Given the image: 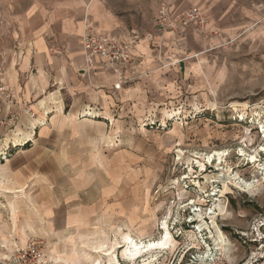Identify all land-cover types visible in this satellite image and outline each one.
<instances>
[{
	"label": "rangeland",
	"instance_id": "rangeland-1",
	"mask_svg": "<svg viewBox=\"0 0 264 264\" xmlns=\"http://www.w3.org/2000/svg\"><path fill=\"white\" fill-rule=\"evenodd\" d=\"M82 2L146 61L100 119L47 136L39 119H63L70 96L46 93V110L1 80L0 264H264V0ZM195 6L203 22L149 50L163 7L173 22ZM166 235L171 247L127 257L125 236Z\"/></svg>",
	"mask_w": 264,
	"mask_h": 264
},
{
	"label": "crops",
	"instance_id": "crops-1",
	"mask_svg": "<svg viewBox=\"0 0 264 264\" xmlns=\"http://www.w3.org/2000/svg\"><path fill=\"white\" fill-rule=\"evenodd\" d=\"M82 1L79 3L75 0H57L53 4V0H0L1 80L11 92H20L19 99L29 102L37 100L45 104L46 110L54 108L48 105L50 96H45L46 93L54 91L51 96L57 99L60 96L61 100L64 96H70L68 109L63 100L62 104L59 101L55 107L63 112V119L59 121L52 115L47 117L44 115V119H39L41 135L44 136L53 134L52 129L60 126L79 127L78 122L73 120L76 115L86 113V117L100 119L102 115L94 117L93 114H102L104 110H110L115 104L113 97L122 90H127L124 85L136 72L137 61H142L141 63L146 61L145 56H134L130 47L126 45L133 62L122 69L120 74L115 73L106 61L100 58H97L96 67L88 71L81 45L83 33L90 31L115 39L116 37L92 23L93 19L89 12L91 5L86 11ZM180 11H183L182 8L173 7L169 12L174 17ZM179 26L185 29L189 25L186 22L180 23ZM165 33L166 31L161 33L157 29L154 34L149 35L154 47L149 48L150 51L156 52L162 44H166ZM179 43L181 46L182 43ZM175 46L170 51L172 55L179 48ZM173 57L168 59L173 60L170 63L174 66L178 63V68L182 69L187 65L185 62L187 57L182 59ZM155 63L158 64V61ZM34 70L37 71L36 74ZM118 82H122L119 88L115 87ZM90 120L87 119V122ZM47 139L48 137H45V140Z\"/></svg>",
	"mask_w": 264,
	"mask_h": 264
},
{
	"label": "built area",
	"instance_id": "built-area-1",
	"mask_svg": "<svg viewBox=\"0 0 264 264\" xmlns=\"http://www.w3.org/2000/svg\"><path fill=\"white\" fill-rule=\"evenodd\" d=\"M168 9L163 7L158 16V30L164 33L168 29L174 27L179 22H182L185 18L187 20H201L203 22V14L199 7H192L187 11H180L176 15V19L173 22L167 18ZM105 34L93 33L85 31L81 37V45L85 57V67L88 71L97 65V58L106 61L115 73L120 74L122 69L128 67L132 62V55L128 51V47ZM3 82L0 79V90L4 91ZM31 253L36 252L35 245H32L28 249Z\"/></svg>",
	"mask_w": 264,
	"mask_h": 264
},
{
	"label": "bare ground",
	"instance_id": "bare-ground-1",
	"mask_svg": "<svg viewBox=\"0 0 264 264\" xmlns=\"http://www.w3.org/2000/svg\"><path fill=\"white\" fill-rule=\"evenodd\" d=\"M124 244H125L124 247L126 248V252H128L127 257L132 260L133 259L137 260L139 258H143L144 256L147 257V255L154 253V251L156 252L157 250L167 249L169 248V246L171 247V237L166 235L160 241L136 243L131 236H125ZM151 257H153V255Z\"/></svg>",
	"mask_w": 264,
	"mask_h": 264
}]
</instances>
